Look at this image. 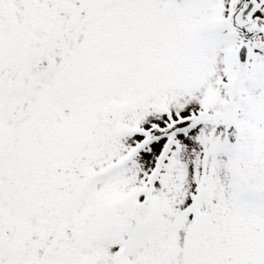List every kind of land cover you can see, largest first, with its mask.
<instances>
[{
  "label": "snow or ice",
  "instance_id": "snow-or-ice-1",
  "mask_svg": "<svg viewBox=\"0 0 264 264\" xmlns=\"http://www.w3.org/2000/svg\"><path fill=\"white\" fill-rule=\"evenodd\" d=\"M0 264H264V0H0Z\"/></svg>",
  "mask_w": 264,
  "mask_h": 264
}]
</instances>
